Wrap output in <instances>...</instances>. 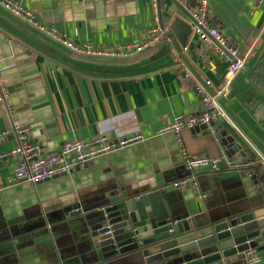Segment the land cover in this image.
I'll return each instance as SVG.
<instances>
[{"label": "crops", "instance_id": "obj_1", "mask_svg": "<svg viewBox=\"0 0 264 264\" xmlns=\"http://www.w3.org/2000/svg\"><path fill=\"white\" fill-rule=\"evenodd\" d=\"M19 1L40 23L58 29L72 42L105 48L141 38L152 20L150 0ZM194 3L159 0L163 22L171 24L180 17L190 25L184 12L190 14ZM208 11L210 21L243 51V69L228 86L226 99L236 129L217 120L181 133L189 157L219 159L221 170L198 169L195 188L177 189L171 183L188 172L175 137L160 135L159 130L175 115L202 114L204 106L192 86L209 81L210 92L221 89L226 63L196 37L192 42V35L184 55L188 77L171 65L164 45L128 60L72 55L0 8V82L5 103L13 109L9 117L0 104V264H137L136 257L127 256L103 262L90 235L101 216L92 208L119 183L155 185L174 217L198 223L248 213L263 204L264 180L254 183L241 175L248 167L233 166L219 134L227 131L249 154V143L264 151V75L259 72L263 56L258 57L264 45V0H209ZM18 34L90 67L129 69L154 63L137 73L100 74L68 64ZM13 124L28 127L32 141L45 154L57 153L67 140L88 141L99 135L111 141L138 138L69 174L37 185L9 183L19 161L11 154L17 146L9 131ZM199 193L205 194L203 200L197 198ZM257 252L258 264H264V249Z\"/></svg>", "mask_w": 264, "mask_h": 264}, {"label": "built area", "instance_id": "obj_2", "mask_svg": "<svg viewBox=\"0 0 264 264\" xmlns=\"http://www.w3.org/2000/svg\"><path fill=\"white\" fill-rule=\"evenodd\" d=\"M152 20L151 26L141 38L133 39L129 43L117 44L110 48L98 47L92 43H75L58 29L40 23L35 15L25 9L19 0H0V8L10 16L22 21L30 30L43 39L63 48L66 52L97 59L128 60L133 59L146 51L154 50L160 46H166L170 57V63L183 71L188 77V69H185L184 55L188 51L187 46L178 47L172 34L170 24L162 21V9L159 0H150ZM209 0H195L190 12L191 35L199 42L207 45L216 57L226 63L225 83L223 87L214 92L209 90V81L197 82L192 86L204 106V112L200 115H175L172 121L161 127L159 134L169 133L176 139L180 151L183 166L188 175L171 183L177 189L197 186L194 172L198 169H207L210 172H218L219 159H211L207 156L189 157L185 151L181 133L185 129H194L200 124H210L217 120H223L236 129L229 114L226 99L227 88L234 77L243 69L244 59L240 56L239 49L230 43L221 33L220 29L210 21L208 11ZM184 68V69H183ZM5 89L0 82V104L5 105L7 115L10 117L13 109L5 103ZM17 139V146L11 154L17 155L19 161L14 165L13 172L8 182H22L37 185L56 176L71 173L75 168L83 166L86 162L100 156L120 150L138 137L121 138L116 141L109 140L104 135H99L91 140H67L57 153L45 154L43 147L32 141L30 129L26 126L13 124L9 129ZM256 162L264 173V154L255 149ZM197 198L203 200L205 194H197ZM244 222H240L243 225ZM260 255L254 248L244 252L245 264H258Z\"/></svg>", "mask_w": 264, "mask_h": 264}, {"label": "water", "instance_id": "obj_3", "mask_svg": "<svg viewBox=\"0 0 264 264\" xmlns=\"http://www.w3.org/2000/svg\"><path fill=\"white\" fill-rule=\"evenodd\" d=\"M184 14L190 19L188 13ZM170 28L179 44L185 46L191 36L190 25L174 17ZM18 35L68 64L100 74L137 73L151 68L154 63L129 69L90 67L71 61L49 44H39ZM263 54L264 45L258 57ZM219 139L233 166L248 167L241 172L242 176L250 177L254 183L264 180L260 165L238 140L228 136L227 131L220 132ZM262 189L264 193V184ZM92 210L101 212L99 227L90 235L103 262L127 256L136 257L137 264H245L247 249H264V196L263 204L251 212L198 223L194 219L174 217L155 185L119 183L108 190Z\"/></svg>", "mask_w": 264, "mask_h": 264}, {"label": "rangeland", "instance_id": "obj_4", "mask_svg": "<svg viewBox=\"0 0 264 264\" xmlns=\"http://www.w3.org/2000/svg\"><path fill=\"white\" fill-rule=\"evenodd\" d=\"M194 38V36L191 38V41H192V39ZM195 39V38H194ZM193 42V41H192ZM192 42H189V43H192ZM195 42V41H194ZM190 45V44H189ZM76 59L75 60H77V61H82V60H84L83 58H80V57H75ZM255 149H259L262 153H264V151L261 149V147L259 146V145H257V144H250L249 143V146H248V150H249V152L251 153V155L253 156V157H256V153H255ZM260 250V249H259Z\"/></svg>", "mask_w": 264, "mask_h": 264}, {"label": "trees", "instance_id": "obj_5", "mask_svg": "<svg viewBox=\"0 0 264 264\" xmlns=\"http://www.w3.org/2000/svg\"><path fill=\"white\" fill-rule=\"evenodd\" d=\"M162 21H163V18H162ZM239 53H240V56H241V54H243V51L241 50V49H239ZM90 62H93V63H97V64H101V63H103V61H100V60H96V59H88ZM261 61H262V63H260L259 64V66L261 65V68H259V72H260V74L262 73V75H264V55H263V57L261 58ZM259 78H261L260 76L259 77H257V79H259ZM256 79V80H257ZM262 79V78H261ZM258 82V81H257Z\"/></svg>", "mask_w": 264, "mask_h": 264}]
</instances>
